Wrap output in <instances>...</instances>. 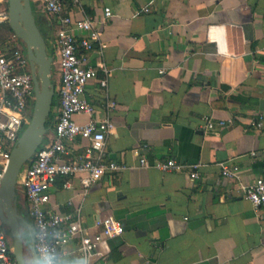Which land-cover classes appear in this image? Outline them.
Wrapping results in <instances>:
<instances>
[{"label": "crops", "instance_id": "crops-1", "mask_svg": "<svg viewBox=\"0 0 264 264\" xmlns=\"http://www.w3.org/2000/svg\"><path fill=\"white\" fill-rule=\"evenodd\" d=\"M80 7L102 31V53L97 45L89 64L104 62L111 71L106 91L95 79L85 96L97 119L109 114L107 97L117 103L107 156L127 168L87 192L78 178L70 188L59 178L49 208L80 209L92 234L100 217L122 221L124 233L99 245L107 260L94 264H264V209L258 215L237 191L264 177V129L251 124L258 115L264 123V0H82ZM106 7L113 14L101 24ZM55 40L56 34L46 39L54 58ZM53 81L57 87L58 62ZM57 109L58 102L56 115ZM207 118L233 123L207 133ZM85 142L71 143L72 155ZM139 155L151 165L142 166ZM170 158L200 163V179L189 177V166L169 172L153 166ZM224 161L239 166L237 177L222 176ZM17 194L28 213L23 173ZM78 247L79 239L67 247L64 264L83 261ZM25 252L31 260V248Z\"/></svg>", "mask_w": 264, "mask_h": 264}, {"label": "built area", "instance_id": "built-area-1", "mask_svg": "<svg viewBox=\"0 0 264 264\" xmlns=\"http://www.w3.org/2000/svg\"><path fill=\"white\" fill-rule=\"evenodd\" d=\"M43 14L48 16L56 27L54 48L58 62L60 82L56 87L58 101L54 129L36 152L31 164L24 168L23 191L27 201L28 213L33 220L35 230V249L45 250L61 259L67 247L79 239L78 251L84 264L106 261L99 250L100 243L107 238L121 236L125 227L122 221L112 215L100 217L97 225L100 231L90 233L82 222L80 209L62 213L49 208L51 188L59 178H65L63 188L71 187V178H78L84 192L95 186L103 176L119 173L126 165L111 160L107 156L108 137L115 129L110 114L117 103L107 97L106 110L109 113L103 119L93 117L95 105L85 94L88 84L98 79L101 88L108 87L110 69L104 62L97 66L89 64L88 53L101 44L102 31L98 22L84 13L82 0H36ZM9 0H0V28L9 23ZM81 10L75 16L74 8ZM110 7L105 8L101 24L112 17ZM29 70V71H28ZM105 74L98 78L99 72ZM35 103L34 82L30 70L26 49L19 44L13 33L11 39L0 41V186L5 175L13 149L31 121L32 105ZM85 114L89 120L79 123L76 115ZM233 123L228 120L207 118L204 129L207 133L217 134L221 129ZM251 124L258 130L264 129L263 118L258 115ZM77 138L85 143L83 151L72 155L69 145ZM139 154V152L136 150ZM255 156L256 152H252ZM142 166L151 164L144 155H139ZM162 172L178 171L190 167L189 177L200 179V163L186 165L175 158L157 161L153 164ZM222 176L237 177L239 166L229 161L220 163ZM243 196L250 200L258 215L264 209V177H257L246 185L239 184ZM235 192V191H234ZM0 264H18L12 253V244L6 228L0 219Z\"/></svg>", "mask_w": 264, "mask_h": 264}, {"label": "water", "instance_id": "water-1", "mask_svg": "<svg viewBox=\"0 0 264 264\" xmlns=\"http://www.w3.org/2000/svg\"><path fill=\"white\" fill-rule=\"evenodd\" d=\"M9 25L23 42L34 82L35 103L30 123L13 149L0 186V219L12 242V253L18 264H29L26 241L19 238L22 225L35 234L34 226L19 212L17 184L26 164L43 145L49 131L48 119L53 112L56 86L53 81L54 57L48 53L47 41L34 13L32 0H9ZM32 255L36 253L35 237L31 239Z\"/></svg>", "mask_w": 264, "mask_h": 264}, {"label": "rangeland", "instance_id": "rangeland-1", "mask_svg": "<svg viewBox=\"0 0 264 264\" xmlns=\"http://www.w3.org/2000/svg\"><path fill=\"white\" fill-rule=\"evenodd\" d=\"M32 5H33V8H34V13L37 17V21H38V25L43 33V35L46 37V39L50 40L51 37H54L55 34H56V28H55V25L52 27V29L48 28L45 24H44V21L43 19H45L46 21H50L51 19L46 16L45 14L42 13L41 11V8L39 6V4L37 3L36 0H32ZM6 31L5 27L4 28H0V35L3 34L4 32ZM12 35L13 33H9V31L5 32V38L8 40V39H11L12 38ZM20 41V40H19ZM21 45V44H20ZM22 46V45H21ZM23 47V46H22ZM49 47V46H48ZM25 48V47H24ZM48 53L50 55L53 56V52L51 51L50 48H48ZM29 71V70H28ZM55 72V71H54ZM55 104L57 105V97H55ZM33 109H34V105H32V112H31V115L33 113ZM51 134V131L47 134V136L49 137V135ZM45 141H47V137L45 139ZM25 168V167H24ZM22 170V173L24 172V169ZM18 199H19V212L21 215H24L27 219L31 220L29 216H26V212L24 211L23 209V204H22V199L18 196ZM22 226H25V225H22ZM6 228V227H5ZM11 240V239H10ZM11 242V241H10ZM12 244V242H11ZM26 246L27 248H31V240H26ZM30 262V257H28V263Z\"/></svg>", "mask_w": 264, "mask_h": 264}, {"label": "clouds", "instance_id": "clouds-1", "mask_svg": "<svg viewBox=\"0 0 264 264\" xmlns=\"http://www.w3.org/2000/svg\"><path fill=\"white\" fill-rule=\"evenodd\" d=\"M35 237V234L32 232L30 228L26 225L22 226L19 238L22 241L31 240ZM29 264H64L62 259L50 252L45 250H37L31 257ZM78 264H84L83 261L78 262Z\"/></svg>", "mask_w": 264, "mask_h": 264}, {"label": "trees", "instance_id": "trees-1", "mask_svg": "<svg viewBox=\"0 0 264 264\" xmlns=\"http://www.w3.org/2000/svg\"><path fill=\"white\" fill-rule=\"evenodd\" d=\"M4 27H5V29H6L5 32L9 31V33H14V32L12 31V29H11L9 23L6 24V25H4V26L1 27V28H4ZM5 32H4L3 34L0 35V41H1V40H2V41H3V40H6V38H5ZM45 38H46V37H45ZM55 106H56V104H55V100H54L53 107H55ZM55 116H56V113L53 111V112L51 113L49 119H48V122H47V126L49 127V131H48V133L54 129ZM31 117H32V115H31ZM31 161H32V160H30V161L26 164L25 168L28 167V166L31 164ZM26 216H29V213H26ZM23 217H24L27 221H29L30 223L33 224V220H32L31 218H30L31 220H29V219H27L24 215H23ZM29 217H30V216H29ZM7 235H8V234H7ZM8 237H9V236H8ZM9 239H10V238H9Z\"/></svg>", "mask_w": 264, "mask_h": 264}, {"label": "flooded vegetation", "instance_id": "flooded-vegetation-1", "mask_svg": "<svg viewBox=\"0 0 264 264\" xmlns=\"http://www.w3.org/2000/svg\"><path fill=\"white\" fill-rule=\"evenodd\" d=\"M19 44H21L23 47H25V45L23 44V42H22V41H19Z\"/></svg>", "mask_w": 264, "mask_h": 264}]
</instances>
